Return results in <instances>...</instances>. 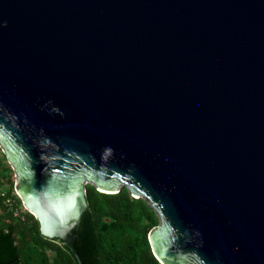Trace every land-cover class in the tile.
I'll return each mask as SVG.
<instances>
[{"label":"water","instance_id":"water-1","mask_svg":"<svg viewBox=\"0 0 264 264\" xmlns=\"http://www.w3.org/2000/svg\"><path fill=\"white\" fill-rule=\"evenodd\" d=\"M0 151L77 264L85 184L159 264H264V0H0Z\"/></svg>","mask_w":264,"mask_h":264},{"label":"trees","instance_id":"trees-1","mask_svg":"<svg viewBox=\"0 0 264 264\" xmlns=\"http://www.w3.org/2000/svg\"><path fill=\"white\" fill-rule=\"evenodd\" d=\"M13 185L0 153V264H77L67 244L43 237L27 211L17 213L21 202ZM84 202L73 229L91 264H159L147 241L158 221L145 200L131 197L124 187L106 194L85 184Z\"/></svg>","mask_w":264,"mask_h":264},{"label":"rangeland","instance_id":"rangeland-1","mask_svg":"<svg viewBox=\"0 0 264 264\" xmlns=\"http://www.w3.org/2000/svg\"><path fill=\"white\" fill-rule=\"evenodd\" d=\"M0 153H1V151H0ZM13 192H14L15 196L18 197V196L16 195L15 191H14V187H13ZM129 195H130L131 197L133 196V195H131V194H129ZM24 210H25V209H24V207H23L22 204H21V207L18 208L17 213H20V214H21ZM25 211H26V210H25Z\"/></svg>","mask_w":264,"mask_h":264}]
</instances>
